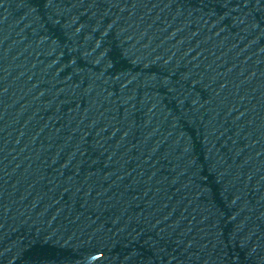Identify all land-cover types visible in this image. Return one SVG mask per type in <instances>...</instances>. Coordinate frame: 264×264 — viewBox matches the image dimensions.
<instances>
[{
	"label": "water",
	"instance_id": "obj_1",
	"mask_svg": "<svg viewBox=\"0 0 264 264\" xmlns=\"http://www.w3.org/2000/svg\"><path fill=\"white\" fill-rule=\"evenodd\" d=\"M0 264H264V0H0Z\"/></svg>",
	"mask_w": 264,
	"mask_h": 264
}]
</instances>
